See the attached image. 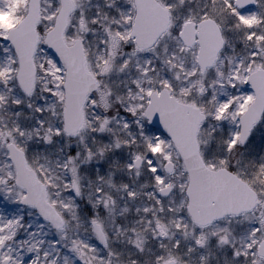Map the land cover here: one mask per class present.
<instances>
[{
  "label": "snow or ice",
  "instance_id": "1",
  "mask_svg": "<svg viewBox=\"0 0 264 264\" xmlns=\"http://www.w3.org/2000/svg\"><path fill=\"white\" fill-rule=\"evenodd\" d=\"M0 264H264V0H0Z\"/></svg>",
  "mask_w": 264,
  "mask_h": 264
}]
</instances>
